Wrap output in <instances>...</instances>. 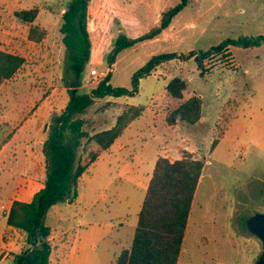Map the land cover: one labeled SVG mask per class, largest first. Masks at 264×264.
<instances>
[{"label": "rangeland", "instance_id": "rangeland-1", "mask_svg": "<svg viewBox=\"0 0 264 264\" xmlns=\"http://www.w3.org/2000/svg\"><path fill=\"white\" fill-rule=\"evenodd\" d=\"M70 1L0 0L1 34L13 24L20 35H26V23L14 16L20 10L38 8L41 13L36 20L52 26L55 52L45 59V51L39 57L28 55L23 71L0 90L2 100L31 102L22 114H37L33 147L38 151L44 148L45 129L50 127L51 132L68 106L69 88L75 81L67 70L66 56L59 51V24ZM179 2L90 3L92 53L76 93L89 94L96 88L85 85L92 70L103 79L112 72L113 87L131 90L133 76L152 58L162 54L176 57L140 79L134 96L96 100L79 116L92 136L111 129L126 106L145 109L107 152L94 142L87 143L86 138L80 140L77 162L87 165L92 154L100 156L81 178L76 202L59 203L47 214L52 246L49 264H113L132 244L149 181L163 155L171 161L188 155L206 160L178 264H255L262 253V242L247 230L246 222L253 215L264 214V0H195L175 17L167 36L122 52L111 69L107 65L121 34L137 38L149 32L160 24L162 13ZM238 40L242 41L239 45ZM227 43V51H214L207 58L209 72L204 78L194 59L181 57L207 53ZM175 77L189 84L183 100L166 92ZM192 96L203 99L199 123L180 122L170 127L166 116ZM4 138L3 145L8 140ZM215 139L220 141L210 154ZM3 234L0 262L7 254L1 264H14V255L27 248L26 235L19 231ZM68 250V259L60 260Z\"/></svg>", "mask_w": 264, "mask_h": 264}, {"label": "trees", "instance_id": "trees-1", "mask_svg": "<svg viewBox=\"0 0 264 264\" xmlns=\"http://www.w3.org/2000/svg\"><path fill=\"white\" fill-rule=\"evenodd\" d=\"M91 1L71 0L62 14L60 33L63 36L62 44L67 51V70L75 76L73 83L75 88L78 87V81L92 53V40L88 28ZM193 1L195 0H180L175 7L162 13L158 26L137 38L121 34L107 57L108 68L111 69L116 64L122 52L162 36L171 27L175 17ZM38 15V8L14 13L18 20L26 24H32ZM45 36L46 31L39 26L31 27L28 33V39L35 43L41 42ZM228 43L207 53L196 55L191 52L181 57L187 60L194 59L199 75L204 78L209 72L207 58L215 52L227 51ZM241 43V40L236 42L237 45ZM174 57L176 54H162L152 58L133 76L131 90L113 87L110 83L112 72H109L91 93L70 92V102L59 119L64 122L61 126L53 127L45 143L47 167L43 188L28 203L14 201L6 216L8 226L26 235L27 248L22 253L14 255V264H49L52 246L51 228L46 223L47 214L59 203L76 202L79 181L99 156L92 154L90 164L87 165L77 162L80 140L86 138L87 143L94 142L100 150L107 151L123 135L125 129L143 115L145 109L126 106L111 129L92 136L84 130L85 121L79 116L84 115L96 100L134 96L138 92L140 79L150 75L162 62L170 61ZM25 63V58L0 50V87L12 80ZM165 89L173 99L183 100L185 93L189 91V84L186 80L175 77L169 81ZM202 107L203 99L200 96H192L181 101L166 116V122L170 127L180 122L196 125L202 118ZM218 143L219 139L212 141L210 153ZM205 164V158L196 159L191 155L175 161L158 157L138 216L132 244L121 251L114 264L179 263L188 219Z\"/></svg>", "mask_w": 264, "mask_h": 264}, {"label": "crops", "instance_id": "crops-1", "mask_svg": "<svg viewBox=\"0 0 264 264\" xmlns=\"http://www.w3.org/2000/svg\"><path fill=\"white\" fill-rule=\"evenodd\" d=\"M40 13L41 12L39 11V15ZM47 13L49 17H54L52 12L48 11ZM33 26H39L41 29L46 31L45 38L39 43L32 42L28 39L29 30ZM24 27L26 29L25 36L20 35L18 27L13 24L9 25L8 29H5L9 30L8 32H4L3 34L0 32V43H4L0 45V50L19 55L25 58L27 61L26 63H28V55L39 57L40 55H44V51L46 55L43 56V59L49 58L51 53L55 52V44L52 43L55 39H52L51 37V24L46 23L43 25L35 20L32 24H26ZM60 27L61 24H59L58 29L61 41L59 51L63 52L64 56H66V49L62 44L63 36L60 33ZM171 29H173L172 26L169 28V30ZM164 36H167V34L163 33L162 36H160L158 39H155L154 41H159L160 38ZM6 47L9 49H6ZM26 63L17 74L23 71ZM17 74L15 76H17ZM77 88L73 87L72 84L71 88L69 89H72L71 91H76ZM30 105L31 102L29 101L22 102L19 99L13 101L0 99V247L4 239V232L19 231L8 226L6 223V216L12 203L14 201L27 203L30 202L33 196L41 188H43V183L46 180L47 161L45 143L48 141L50 136V127H47L43 134L44 140L41 142V144L44 145V148L42 146L39 151L36 150L33 145L37 133V125L36 123L34 124V121L37 122V114L36 112H33L32 114L28 112L25 116L22 114L24 107L27 108ZM61 117L56 119V122H58L55 127L61 126L63 124L64 121H59ZM3 123L6 125L4 124L5 126H2ZM3 136L5 138L8 137V140L4 143V145ZM113 146L110 149H113ZM214 150L210 154H213ZM161 157L166 156L163 155ZM69 255L70 253L68 250V252H66V254L60 260L68 259ZM6 257L7 254L3 257L0 264L5 260ZM60 262L61 261H59L58 264Z\"/></svg>", "mask_w": 264, "mask_h": 264}, {"label": "water", "instance_id": "water-1", "mask_svg": "<svg viewBox=\"0 0 264 264\" xmlns=\"http://www.w3.org/2000/svg\"><path fill=\"white\" fill-rule=\"evenodd\" d=\"M247 230L256 236L263 245V250L255 264H264V214L251 216L246 222Z\"/></svg>", "mask_w": 264, "mask_h": 264}, {"label": "built area", "instance_id": "built-area-1", "mask_svg": "<svg viewBox=\"0 0 264 264\" xmlns=\"http://www.w3.org/2000/svg\"><path fill=\"white\" fill-rule=\"evenodd\" d=\"M103 80V77L98 71L92 70L89 77L85 80L86 86H98Z\"/></svg>", "mask_w": 264, "mask_h": 264}]
</instances>
